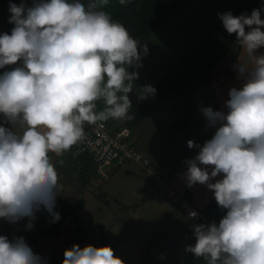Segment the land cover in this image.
I'll list each match as a JSON object with an SVG mask.
<instances>
[{"label":"rangeland","instance_id":"obj_1","mask_svg":"<svg viewBox=\"0 0 264 264\" xmlns=\"http://www.w3.org/2000/svg\"><path fill=\"white\" fill-rule=\"evenodd\" d=\"M75 1L0 0V31L9 33L19 44L32 34L43 33V38L52 35L56 40L59 39L55 42L59 53L55 62L58 64L69 56L68 50L76 43L75 40L67 41L68 33L88 30L99 20L89 3L80 0L74 5ZM230 2L192 0L183 12L172 16L169 22H164L153 32L156 36L153 43L140 45L141 48L130 55L128 65L110 72V75H104L107 80L100 83L104 84L101 95L110 97L116 93L114 100L117 105L125 101L134 105L138 103L143 92L140 94L137 87L128 83L127 78L134 63L139 62L134 69L135 74L139 73L144 64L148 67L143 68V73L153 71L157 78L161 77L190 44L207 33L210 25L214 26L224 20V11L229 10L228 6L230 9L235 7V1H232L233 4ZM57 10L59 12L54 17ZM242 39L241 46L223 56L221 64L207 82L198 86L197 91L205 97L204 102L196 93L180 100V111L168 113L172 118L175 117L174 112L189 118L187 122L197 129L202 141L210 142L214 139L213 132L217 135L226 133L227 128L230 130L229 139H225L228 146L218 151H209L202 149L201 144L191 138L183 169L178 172L175 168L176 158L169 161L166 167L169 177H172V180L169 179L176 182V186L185 185L188 177L192 181L196 179V182L205 177L204 184L195 183V197L185 203L194 220L189 230L182 229L185 232L183 244L194 248L193 252L200 257L199 264H209L212 260L210 257L216 262L217 255L222 256L221 260L227 258L208 243L209 237L197 225L201 210L213 197L214 190L216 193L217 190H227L225 188L264 179V22L252 27ZM2 48L4 46L0 39V51ZM85 58H89L86 51L83 55ZM35 74L43 82L49 83L39 71ZM57 93H53L44 102L40 98L36 99L32 105L37 141L28 156L26 174H23L28 178L22 197L15 204L5 206L15 185H6L0 189V256L10 254L9 264H20L21 261L25 264V260L37 264L38 258L44 259L47 253L57 258L64 257L69 264L165 262V259H161L157 244L150 240L158 225H162L163 221L160 220L169 207L160 204L153 212L132 205L140 199L139 195L131 199L129 197L137 194L143 185L144 178L141 175L118 171L108 184L95 177L82 183L75 178L77 174L69 177L55 169V155L48 153L46 148L57 149L61 145L69 109L64 98ZM171 102L165 107H169ZM192 106L197 109V114L192 112ZM174 108L175 105L170 109ZM31 123L18 118L0 130V159L4 151L12 153L15 145L27 142V138L32 135ZM75 125L71 124L70 130H74ZM228 147L233 154L223 160ZM190 155L195 156L193 161H189ZM231 162L236 167L233 183L229 184L232 174L227 171L224 176L220 174ZM10 169V165H0V179L8 175ZM213 176L224 181L209 185ZM79 199L85 200L84 206L76 213L83 229L78 228L71 214L65 215L53 207L54 204L66 207ZM101 229L107 232L104 246L106 255L97 259L99 250L103 248L99 243ZM116 241L115 246H112ZM227 250H230L228 254H235L229 257V263L223 261L224 264H243L242 261L248 260L250 256L232 247Z\"/></svg>","mask_w":264,"mask_h":264},{"label":"trees","instance_id":"obj_2","mask_svg":"<svg viewBox=\"0 0 264 264\" xmlns=\"http://www.w3.org/2000/svg\"><path fill=\"white\" fill-rule=\"evenodd\" d=\"M79 1L76 0L74 5ZM85 1L91 5L93 13L97 14L99 20L88 30L81 32L74 30L66 34L67 41L68 39L76 41L68 50L69 56L56 64L55 59L59 53L55 42L59 39L56 40L52 36V41H45L46 61L40 67L46 69L48 66L53 78L64 73L63 86L60 90H56L50 83L43 82L31 70L21 73L17 69L24 64L21 58L26 61L34 59L38 67V52L33 51L31 41L33 34L19 44L9 33L0 31V39L4 46L0 51V130L18 118L32 122V135L27 138V142L15 145L12 153L4 151L3 158L0 159V165L5 163L12 166L11 172L0 179V189L6 185H15V190L11 197L6 199L5 206L15 204L22 197V191H25L28 176L24 177L23 174H26L28 156L33 152L37 141L35 118L31 114L32 105L36 99L40 98L44 102L57 92L67 98L68 101L64 100L69 107L64 124L66 135L63 133L61 145L57 149L46 148L48 153L55 155L54 167L57 171L69 177L77 174L75 178L82 183L93 177L106 183L120 170L125 174L141 176H144L146 170H150L154 175L162 177L168 175L172 180L169 171L166 170L169 161L176 158L174 164L179 172L183 162L185 163L191 138L199 143L204 141L201 140L197 129L187 122L189 118L177 112H174L175 117L172 118L168 113H173V110L180 111L178 106L180 100L196 93L204 102L205 97L197 91L198 86L207 82L209 76L221 64L223 56L241 46L242 38L247 31L264 22V0H234L235 7L230 9L228 6L229 10L224 11V20L214 26L210 25L207 33L190 44L161 77L157 78L153 71L143 73L142 71L148 67L144 64L142 65L144 69L135 74L134 69L139 62L134 63L127 78L128 83L137 87L140 94L143 92L141 99L135 105L130 101L117 105L114 100L116 93L110 97L101 95L104 84L100 83L107 80L104 75H110V72H116L128 65L130 55L136 53L141 48L140 45L153 43L156 38L153 32L164 22H169L172 16L183 12L192 0ZM232 1L230 4H233ZM58 12L59 10L54 17ZM85 51L89 58L84 60ZM76 96L85 102L83 108L92 111L97 120L103 121L113 136L122 130L126 131V134L119 137V142L130 154L118 148L119 154L122 155L120 162L113 159L112 162L100 165L99 171L92 152L83 148L85 146L79 135L86 126L79 118V110L69 104ZM170 101H172L170 106L165 107ZM174 105L175 108L170 109ZM192 112L198 113L193 106ZM71 124H76L74 130H70ZM226 131L230 133L228 128ZM141 139L144 141L141 142ZM223 140L218 138L216 141L222 146ZM232 154L229 152V157ZM136 155L139 157L135 158ZM143 159L148 160L146 165H143ZM194 159L195 156L190 155L189 161ZM156 192L157 198L169 200V209L164 211L166 215L164 214L160 220L163 223L158 225V228L156 226L157 229L150 240L159 247L161 259H165V262L160 264H199L200 257L193 252L194 248L183 244L185 232H182V229L189 230L194 218L187 216L179 196L168 192ZM187 197L191 199L190 192L187 193ZM84 204L85 200L79 199L66 207L55 204L53 207L55 211H61L65 215L71 214L74 222L78 223V228L83 229L76 213ZM201 212V217L198 218L200 223L197 225L209 237L208 243L213 248L216 247L219 254L227 257L226 260H221L222 256L217 255L216 262L210 257L212 260L209 264H224L223 261L229 263V257L235 254L225 252L229 241L251 245L249 255L257 254L264 260V179L231 190H217ZM213 218L220 230L210 228L202 221ZM221 231L229 241L221 235ZM99 239L103 248L99 250L97 259L106 255L104 246L107 232L103 229L99 232ZM117 242L111 245L115 246ZM9 258L10 254H3L0 256V264H9ZM28 261L25 260V264H35L31 260ZM242 262L250 264L248 260ZM19 263L24 264L22 261ZM37 264L69 263L64 257L57 258L47 253L44 259L38 258Z\"/></svg>","mask_w":264,"mask_h":264},{"label":"built area","instance_id":"obj_3","mask_svg":"<svg viewBox=\"0 0 264 264\" xmlns=\"http://www.w3.org/2000/svg\"><path fill=\"white\" fill-rule=\"evenodd\" d=\"M42 34L38 33L31 38L34 49L33 51L38 52V56H37L38 67H36L34 59L26 61L24 58H21V61H23L24 64L18 66L17 69H19L21 73L26 72L27 70H31L34 73L39 71L41 75L44 76V78L47 80V82H49L56 90H60L61 86H63L62 85L63 75L56 76L55 78H53V75L52 73H50L48 66L46 67V69H42L40 67L46 61V55H45L46 53L44 50L45 41L50 40L49 36L45 35V38H43ZM52 80L54 81L52 82ZM62 97L67 100L65 96ZM69 104L75 106L80 112L79 118L84 123L86 128L84 131L81 132L79 137L82 139L84 143L85 147L83 148L92 152L94 156V160L98 163V170L100 165L103 166L105 163L112 162L113 159H116L117 162L121 161L122 155L119 154L118 148H122L125 153L130 154L129 150L125 149L124 145L119 142V137L126 134L125 130H122L120 133L113 136V133L107 130V126L103 121L97 120L92 111H86L83 108L85 102L81 100L80 97L78 96L73 97L72 100L69 101ZM137 156L138 155H136L135 158ZM147 161H148L147 159H143V165H146ZM241 245L242 244H240V246ZM251 248L252 246L249 245L248 249ZM252 261L255 264H264V260L260 256L255 257L254 259H252Z\"/></svg>","mask_w":264,"mask_h":264},{"label":"crops","instance_id":"obj_4","mask_svg":"<svg viewBox=\"0 0 264 264\" xmlns=\"http://www.w3.org/2000/svg\"><path fill=\"white\" fill-rule=\"evenodd\" d=\"M230 137V133L226 131V133L224 134H220V133H217L214 134V139L210 140V142H202L200 143L201 144V147L202 149H208L209 151H218L220 150L221 148L225 147V146H228L225 142V139L228 138L229 139ZM218 138H221V139H224L223 140V143L224 145L222 144V146L220 145L221 143H219V141H216ZM62 141V139H61ZM231 149L228 147V153L224 156L223 160H227L229 158V152H232L230 151ZM231 165L229 166H226L225 168L222 169V172H221V176H224L226 174V171L227 172H230L232 174V177H229L230 181H228L229 184L233 183V179H234V176L235 174L233 173L234 172V169L236 167V164H233V162L230 163ZM181 169H183L181 167ZM215 171V168L214 170ZM120 172L123 173L122 170H120ZM144 176H142L144 178L143 180V185L140 187L139 191L137 194L135 195H130V199L134 196H137L139 195L140 196V199L138 202H134L132 203V205L136 206V207H143L144 209H147V211H153L155 212L156 209H158L159 205L160 204H164L165 206L169 207L168 206V203H169V200H166V199H159L157 198L158 197V193L156 191H160V192H168L169 194H172V195H175V196H179L181 194H187L188 192L192 191L194 193V185L195 183H198V184H204V180H205V177L200 179L199 181H194V182H190L192 179L190 177L189 180L187 181V183L185 185H177L176 186V182H172L168 176L164 175L163 177L162 176H157L156 174L154 175L150 170H146L145 173H143ZM213 175V173L210 175V177ZM215 176V175H214ZM211 179V181L209 182V185H212V184H218V183H221V181L214 177ZM146 177H150L149 179H147ZM113 175L110 177V179L106 182L107 184L109 182H112L113 181ZM233 178V179H232ZM167 180L169 181V183L167 182ZM103 182V181H102ZM151 188L149 189L147 187V185ZM238 186L236 187H233L232 189L234 188H237ZM187 190H190V191H187ZM206 194H208V191L205 192ZM116 195H118L116 192H115ZM120 195H124L123 193L119 192ZM214 194H215V190H214ZM213 194V195H214ZM212 195V196H213ZM157 200H160V201H157ZM87 201V200H86ZM88 202V201H87ZM166 211H168V208L165 209Z\"/></svg>","mask_w":264,"mask_h":264},{"label":"clouds","instance_id":"obj_5","mask_svg":"<svg viewBox=\"0 0 264 264\" xmlns=\"http://www.w3.org/2000/svg\"><path fill=\"white\" fill-rule=\"evenodd\" d=\"M40 33H42V32H40ZM36 35V34H35ZM35 35H33L32 37H34ZM49 37H50V40L49 41H52V35H48ZM60 75H63L64 76V73H60ZM196 180V179H195ZM194 180V181H195ZM192 181V180H191ZM194 181H192V182H194ZM224 181V180H223ZM223 181H221V182H223ZM190 182V181H189ZM233 187H230V188H225V189H227V190H231ZM190 194H191V199H188V197H187V194H181V195H179V198L181 199V202H182V205H183V207H184V209H185V211L187 212V216H190L191 215V212H190V210H189V207H186L185 206V203L186 202H189L190 200H192L195 196H194V193L192 192V191H190ZM202 221H204V222H206L208 225H209V227L210 228H213V229H215V230H220V228H218L216 225H215V218H213V219H211V220H202ZM198 223H200L199 222V220H198ZM223 233V231H221V235H223L224 237H225V239H226V241H229L228 240V238H227V236L225 235V234H222ZM240 244H242L241 246H240ZM248 246L249 245H244L243 243H241V242H235V241H229V243L226 245V247L227 248H230V247H232V248H235V249H237V250H239V251H242L243 253H245V254H249V250H251V249H248ZM251 246V245H250ZM227 248L225 249V252H226V254H228V253H230V250H227ZM257 256H259V255H254V256H249V258H248V261H249V263L250 264H255L253 261H252V259H254L255 257H257ZM252 258V259H251Z\"/></svg>","mask_w":264,"mask_h":264}]
</instances>
